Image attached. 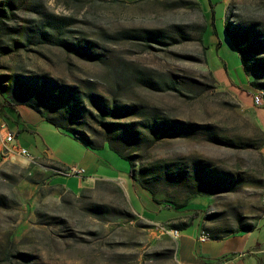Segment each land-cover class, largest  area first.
I'll return each instance as SVG.
<instances>
[{
    "label": "rangeland",
    "instance_id": "obj_1",
    "mask_svg": "<svg viewBox=\"0 0 264 264\" xmlns=\"http://www.w3.org/2000/svg\"><path fill=\"white\" fill-rule=\"evenodd\" d=\"M259 41L264 0H0V101L62 125L11 119L35 162L0 137V264H181L157 202L200 260L264 264Z\"/></svg>",
    "mask_w": 264,
    "mask_h": 264
},
{
    "label": "crops",
    "instance_id": "obj_2",
    "mask_svg": "<svg viewBox=\"0 0 264 264\" xmlns=\"http://www.w3.org/2000/svg\"><path fill=\"white\" fill-rule=\"evenodd\" d=\"M19 112H20V116L21 117L19 118V123L18 124H20V125L23 124L24 126L29 127L30 124H32V123H34V124H41L43 121H46L45 120L46 118H44L42 116V114H40L38 111H36V110H34V109L30 108V107L29 108L28 107H21V109H19ZM259 116L261 117V121L264 124V111L263 110H260L259 111ZM14 142L20 144L19 143V140H18V135H16V140ZM20 145H22V144H20ZM44 153L50 154L51 152L49 150H46V152H44ZM87 154H89V150H86V153L84 155L83 161H80V163L84 164V166L82 164H80L81 165L80 167H82V168L85 169V174H87V171L86 170H87L88 165H90L89 164V161L86 162V160H87L86 159ZM32 155L35 158H40L42 156V153H41V156H38V155L33 154V153H32ZM51 155H53V154L51 153ZM85 163H86V165H85ZM86 176H87V179H88L86 185H88L90 183V179L96 178L95 175L89 176L87 174ZM144 190H146V189H144ZM147 192H149V191L147 190ZM157 203L160 204V205H162V206H159L158 207L156 203H155L156 205H154V203H153V205L149 206V208L151 207V208L155 209V211H157V213H156L157 217H155V218H148V219L151 220V222L156 223L157 225H161V226L168 225V226H172L173 227L175 225L176 221H178V217L179 216H176L174 213L165 214L163 211L166 208L167 209H174V208H169V207L165 206V204H161L159 202H157ZM141 206L143 207L142 208L143 209V212H145L146 209H147V206L142 205V204H141ZM159 211L161 213V219L158 218L159 217V214H160ZM143 215H145V214H143ZM247 231H251V230L243 231V233H245ZM203 232L204 231L202 230V228H199V229H195V232L194 233L187 234V233L181 232V229H180V234L177 237V244L179 245V250H180V252H179L180 253V257L178 258V260H179V262L181 264H196V263L199 264V263L206 262V261L200 260L197 257V247L201 243H207L211 239L217 238V237H215V236L214 237H210L209 236L206 239H203L202 240L199 237H200V235ZM235 233H237V232H234L232 234H235ZM229 235H227L225 237H228Z\"/></svg>",
    "mask_w": 264,
    "mask_h": 264
},
{
    "label": "trees",
    "instance_id": "obj_3",
    "mask_svg": "<svg viewBox=\"0 0 264 264\" xmlns=\"http://www.w3.org/2000/svg\"><path fill=\"white\" fill-rule=\"evenodd\" d=\"M227 30H228V34H229V37H230V40L231 42L235 45V47L238 49L239 53H240V56H241V62H242V65L245 69V71L248 73L250 71V64H249V60L248 58H246L245 56V47H242L240 46V44L238 43L237 39L235 38L234 34L232 33V30L230 29V23L227 24ZM148 34H150V36L153 34V31H146ZM258 45L254 44V45H251V47L249 48H253V47H258L262 44H264V41H259V43H257ZM249 50V49H248ZM257 69H260V70H264V65L262 66H257ZM252 84H256L255 81H252ZM243 90V89H241ZM17 102L15 100H12V99H9L8 97L5 98L4 101H0V118H3L7 121V123L10 125V121L11 119L16 122V123H19V118L21 117L20 116V112L17 108ZM32 107H34L35 109L38 110V112L40 114H42V116L44 118H46L47 120L49 121H52L54 124H57L59 126H62L60 123H58L57 121H55L54 119L50 118V117H47L46 115H44L42 113V111H40L37 107H35L34 105L31 104ZM64 127V126H63ZM71 134L74 135V137L76 138H79V139H83L85 140V142L87 143H90L89 140L87 138H85L84 136L82 135H79V133L77 132H72L71 131ZM124 157V156H123ZM125 158H128V157H125ZM130 159V158H129ZM131 170H130V175L131 177L136 180L137 179V176H136V169H135V163L133 160H131ZM146 189H148L152 196H154V193L152 192V190H150L148 187H145ZM165 206L169 207V208H174L175 210H178L180 212H182L183 210L181 209L182 207H184L185 205H182V206H179V207H176L175 205H171V204H165ZM187 224L185 225H182V226H179L177 227L176 229H178L180 231L181 228H183L184 226H186ZM256 226H250L249 227H241L239 229H237L235 232H239V231H246V230H253L255 229ZM232 233V232H231ZM234 233V232H233ZM223 260H219L217 262H207L209 264H223Z\"/></svg>",
    "mask_w": 264,
    "mask_h": 264
},
{
    "label": "built area",
    "instance_id": "obj_4",
    "mask_svg": "<svg viewBox=\"0 0 264 264\" xmlns=\"http://www.w3.org/2000/svg\"><path fill=\"white\" fill-rule=\"evenodd\" d=\"M256 101L260 102L259 97H256ZM261 104V103H257ZM0 137L2 139L3 147L8 154L18 155L20 157L26 158L30 161L35 162L36 158L32 155V153L24 146L15 143L16 133L10 129L9 124L3 118H0ZM85 174V169L78 166H72L70 169L66 171V175H80L83 176ZM162 229L166 230L168 233L173 234L178 237L180 231L178 229H166L164 226H161ZM209 237V234L203 232L200 235V239H206Z\"/></svg>",
    "mask_w": 264,
    "mask_h": 264
}]
</instances>
